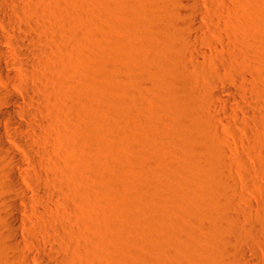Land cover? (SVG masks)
Masks as SVG:
<instances>
[{
	"label": "rangeland",
	"instance_id": "374dc122",
	"mask_svg": "<svg viewBox=\"0 0 264 264\" xmlns=\"http://www.w3.org/2000/svg\"><path fill=\"white\" fill-rule=\"evenodd\" d=\"M154 1H35L66 57L47 63L67 104L43 141L54 159L34 152L47 174L27 165L59 196L41 213L30 200L18 217L38 232L33 219L59 227L71 239L62 242L69 264H264V0H228L230 15L212 23L198 16L225 30L197 29L198 46L222 62L229 53L247 85L218 74L187 40L194 30L176 27ZM21 2L29 27L35 6ZM227 87L250 95L244 102L257 118L234 100L235 114L225 110L213 95L228 96ZM206 100L223 121L203 119ZM10 252L0 246V261ZM50 252L58 264L60 251Z\"/></svg>",
	"mask_w": 264,
	"mask_h": 264
},
{
	"label": "bare ground",
	"instance_id": "6f19581e",
	"mask_svg": "<svg viewBox=\"0 0 264 264\" xmlns=\"http://www.w3.org/2000/svg\"><path fill=\"white\" fill-rule=\"evenodd\" d=\"M29 1L35 6L29 12L35 23L27 27L20 18L22 15L19 12L24 9L21 0H0V201L4 204L0 219V246L11 249L5 256V261H0V264H53L48 259L51 247L60 251L58 264H69V255L63 251L62 242L71 244V239L59 227H51L57 238L49 239L46 235L52 236L55 233L51 228L48 229L52 226L47 223L49 220L33 219L34 225L41 230L38 232L25 225L18 217L20 213L30 210V200L37 203L35 210L41 213L44 209H52V200L59 196V192L51 184H38L36 177L27 170V165L35 168L37 174H47L34 152L40 154L42 159H54L53 153L43 141H50L49 132L57 123V118L59 121L65 119L63 107L67 104L63 97L67 91L60 90L49 81L56 75L48 70L51 64L47 61L54 58L62 62L66 58L62 48L58 46L54 24L42 9H38V1ZM216 1L222 5L223 10H217L213 0H161L154 1V8H160L163 13L161 16L177 18L179 21L175 24L176 27L186 26L194 30V34L187 36V40L195 42L198 54L208 58L216 66L218 74H228L239 85L241 80L244 81L243 85H247L250 82L249 76L240 72L237 65L231 62L232 56L229 53L223 55L222 62L216 55L213 56L198 46L197 29L204 26L210 31L222 32L219 26L203 25L199 15L209 23L230 15L228 0ZM208 46L214 51L218 49L212 41ZM191 61L200 62L197 57H193ZM11 66H17L20 71H12ZM226 89L228 96L222 95L219 90H215L213 96L227 103V112L235 114L230 105L234 100L247 116L257 118L256 113L244 102L250 97L245 90H232L230 87ZM88 92L85 91L86 101H89ZM205 104L209 113L203 117L206 118L204 120L213 118L223 121L215 114L218 107L215 103L206 100ZM244 127L245 130L248 129L246 125ZM22 172L25 173L23 177ZM14 197L21 200L22 205ZM55 213L61 227H71L69 219L58 210ZM20 232L29 241L20 239Z\"/></svg>",
	"mask_w": 264,
	"mask_h": 264
}]
</instances>
